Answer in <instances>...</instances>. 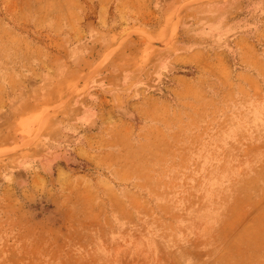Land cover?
<instances>
[{
  "label": "rangeland",
  "instance_id": "rangeland-1",
  "mask_svg": "<svg viewBox=\"0 0 264 264\" xmlns=\"http://www.w3.org/2000/svg\"><path fill=\"white\" fill-rule=\"evenodd\" d=\"M0 264H264V0H0Z\"/></svg>",
  "mask_w": 264,
  "mask_h": 264
},
{
  "label": "bare ground",
  "instance_id": "bare-ground-1",
  "mask_svg": "<svg viewBox=\"0 0 264 264\" xmlns=\"http://www.w3.org/2000/svg\"><path fill=\"white\" fill-rule=\"evenodd\" d=\"M61 178V177H60Z\"/></svg>",
  "mask_w": 264,
  "mask_h": 264
}]
</instances>
